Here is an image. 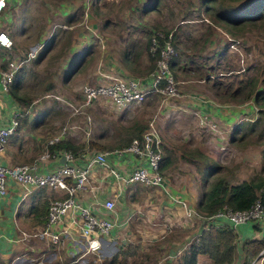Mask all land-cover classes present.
Masks as SVG:
<instances>
[{"label":"rangeland","instance_id":"obj_1","mask_svg":"<svg viewBox=\"0 0 264 264\" xmlns=\"http://www.w3.org/2000/svg\"><path fill=\"white\" fill-rule=\"evenodd\" d=\"M43 2L45 5L36 4L34 0H23L19 6L21 10L26 9L28 21L18 22L16 29L14 23L17 16L21 15V10L11 13L8 8L5 13L3 9L6 16L0 20V32L7 31L14 42L12 48L0 47V73L8 71L12 62L27 61L8 86L9 91L6 94L18 103L24 113L27 112V116L19 119V129L24 128L27 121L32 122L31 128H28L31 130L30 138L29 141L28 138L25 140V144L41 148L37 155L45 151L47 141L58 135L63 127L68 126L70 129L75 118L76 124L81 127L76 133L83 137L87 135L84 131L86 124L80 117L82 115H74L66 105H62L54 97L59 95L55 91L54 83L67 89L65 94L70 96L67 99L78 105L82 102V88L86 85H102L122 78L146 79L155 72L159 58L158 55L152 56L150 53L152 39L159 34L163 36H158L159 41H166V36L169 37L170 34L173 36L172 46L175 47L171 68L179 96H150L145 102L132 108L135 109L138 119L131 120L125 126L121 123V118L117 119L119 126L112 120V117L120 112L109 113L111 126L117 130L110 135L112 139H109V142L113 143L114 138L124 135L126 132L123 131L126 130L133 135L132 139L141 137L148 130L149 124L155 121L164 157L168 155L172 161L167 172L172 178L181 179L188 176L194 182L197 180V189H200L201 176L199 174L200 177L194 178L192 171L195 169L191 167L193 165L197 168L199 161H190L193 150L199 149L221 165L220 174L230 184L264 181V115L257 113L254 119L252 115L241 113L239 120L235 121V127L232 126L231 130L226 131L225 125L215 119L210 108L203 112L200 107H190L191 101L197 97L198 103L205 105L211 102L224 103L237 109L251 104L256 106L254 99L247 101L243 96L232 95L250 81H256V90L264 92V19L246 25L243 30H238V36H233L212 16L216 12H230L246 0H214L208 5H205L203 0H96L95 4L92 1L89 9L86 0ZM207 6L213 8L212 14L206 11ZM68 7L71 10L66 12L70 13L68 15H74L73 24L78 26L59 28V25L64 26L66 19L56 15ZM94 25L96 27L93 29ZM24 29L28 31L25 36L20 37L19 34L25 31ZM45 30L52 34L62 32L60 36L56 35L40 46L37 40ZM95 30L96 36L93 34ZM88 35H92L95 40L84 43L83 39ZM125 37H129L128 40ZM73 47L77 55L70 59V48ZM128 47L132 48L129 61H132L133 67L123 65L124 51ZM32 54L34 57H31ZM174 62L177 64L174 65ZM117 64L122 65L124 70L119 69V66L116 68ZM180 64L181 70L176 67ZM100 73L107 75L102 76ZM66 75L70 76V83H62ZM20 78L22 81L18 80ZM181 79L184 81L181 82ZM200 80L203 83H199ZM175 104L179 107H175ZM172 109H176V112H172ZM37 115L46 118L45 125H40V128H44L40 130H37L34 123ZM232 116L234 117V114ZM220 117L225 121V115ZM137 121L138 135H134L133 122ZM39 136L42 137L38 138ZM202 164L203 160L200 165ZM212 182L214 179L209 185ZM173 184L178 183L173 181ZM44 194L47 199L49 197L51 201L54 200L46 190ZM49 199L47 211L51 203ZM137 213H134V216ZM188 233V230L177 228L156 243L147 242L138 254L141 263L165 262L170 243H175L178 250ZM184 256L182 253L176 264H182ZM134 262L140 264L138 260ZM251 264H264V259H258Z\"/></svg>","mask_w":264,"mask_h":264},{"label":"crops","instance_id":"obj_2","mask_svg":"<svg viewBox=\"0 0 264 264\" xmlns=\"http://www.w3.org/2000/svg\"><path fill=\"white\" fill-rule=\"evenodd\" d=\"M6 1L7 7L4 10L5 13L8 8L11 9V13L21 10L19 5L23 0ZM34 1L36 4H44L43 0ZM70 10L71 8L68 7L63 11L60 10L59 13L57 11L58 14L56 16L58 18L61 16L66 19L65 24H63L64 26L59 25V28H74L78 26L73 24L75 23L74 15H68L70 13L67 12ZM21 11V15H16L17 21L14 23L15 29L17 28L18 22L23 23V20L26 21L28 18V16L26 17V9ZM60 12H62V15H60ZM4 14L0 16V20L6 16ZM93 20L94 24H96L95 17ZM92 27L94 29L96 25ZM27 31L20 32V37L25 36ZM60 32L62 31L56 32L54 35L45 30V32L40 33L37 43L42 46L56 35L60 36ZM93 34H95V36L97 35L96 30ZM99 35V37L102 38L101 34ZM92 38V35H88L84 37L83 41L84 43H89L95 40ZM125 38L128 40L129 37ZM74 42L77 43L76 40ZM177 46H179V43ZM70 49H72V52H70V59H72L77 55V51L74 50L75 47ZM131 51V47H128V49L124 51L123 65L128 67H133V65H131L132 61H129ZM84 55H86V53ZM77 64H79V62ZM176 64L177 63L174 62V65ZM118 66L119 69L124 70L122 65L117 64L116 68H118ZM176 67L181 70L182 66L180 64ZM180 72L181 71H179V73ZM100 75L103 76L107 74L100 73ZM21 78L18 80L22 81L23 78ZM70 80V76L66 75L62 83H70ZM183 81L184 80L181 79V82ZM185 82L183 84H185ZM199 83H203V81L200 80ZM54 85L55 91L59 94L54 97L62 105L68 107L67 103L71 102L67 99V97L70 98V96L65 94L68 92L67 89H64L57 83H54ZM8 91L5 92L0 86V117L3 121L8 119L12 113H15L19 109L22 111L18 103L6 94ZM207 96L210 97L209 95ZM198 100V97L194 98L193 101H191L190 107L195 109L200 107V111L203 112L210 108L211 114L216 120L220 121L223 126L225 125L224 129L226 131L231 130L232 126V128L235 127V121L239 120L240 117L238 118V116L241 115V113L247 114L248 116L252 115L255 119L259 111L257 106L253 104L237 109L224 103L214 104L211 102L205 105L203 103H198ZM205 101L209 103L208 99ZM169 106H171V104H169ZM176 106L177 108L179 107L178 104H175V107ZM132 108H135V106L121 110L117 109L109 101L100 100L95 102L93 106L87 109L86 114L80 116L81 119H84L86 124L84 126V131L87 132L86 137L76 133V130H79L81 127L76 124L77 119L75 118L64 141L69 142L74 147L78 146L79 149L74 150L79 153L78 164H84V156H88L90 153L97 150L102 151V148H106L104 149L106 152H111L115 148L127 147L129 140L132 138V134L129 133L128 130L123 131L126 132L124 135H119L114 138L115 140L113 143L109 142V139H112L110 135L117 132V130L111 126L112 121L108 119V114L113 112L118 114L120 112L118 115L113 116L112 120L119 126L120 122H118L117 119L121 118V123L125 126L131 120L138 119L134 111L135 109ZM172 112H176V109H172ZM25 113L26 115L23 117L27 116V112ZM233 114L234 117L232 116ZM221 115H225V121L220 117ZM76 117L78 118V116ZM45 120V116L39 117V115H37V124L34 122L37 130L44 128V126L40 128V125H45ZM138 121L133 122L135 123L134 130L137 127V123H139ZM231 122L233 123L231 124ZM31 123V121H27L24 128L19 129L15 135L9 138L7 148L0 154V161L2 163L9 167H14L30 163L37 159L39 156L37 152L41 150V148L37 149L35 145L32 146L29 143L25 144V140L28 138L29 141L30 138L31 130L28 128H31ZM161 136L164 141V135L162 134ZM41 137L42 136H39L38 138ZM39 140L40 139H36V141ZM108 159L113 166L125 173L132 172L135 165L147 164V162L138 159L131 153L121 157L110 155ZM61 162L60 160L52 159L42 163L40 171L44 173L49 172L63 163ZM171 163L172 161L170 160L169 164L165 166V163H163L162 166L163 175L165 177V187H148L140 184H132L129 186L120 185L117 184L112 177L106 176L102 169H96L94 171L88 185V190L81 195V200L85 205H90L93 204L97 198L102 201L114 199L116 202L115 211L113 214H108L107 216L109 218H116L119 222V225L112 231L111 235L101 239V249L98 254L86 253V239L80 235L79 229L75 226L69 228L68 234L63 236V242L59 245H53L47 239L35 237L34 235L43 231L47 224L48 212L42 213L41 211L48 203L47 200L49 199V197L47 199L45 196L44 191L46 190L47 194H50L53 199L63 196L65 191L54 190L48 187H25L15 180L9 179L7 182V194L0 196V264H135L134 261L136 260L142 264L138 254L143 250L147 242L151 244L156 243L159 239L165 238L170 232H174L175 229L181 228L182 230H188L190 232L187 234L188 236L183 241V244L179 246L181 248L176 250L177 248L175 247L177 246L175 243H170L166 251L167 257L165 258V262L161 261L159 263L176 264V261L180 260L182 253L185 255L189 253L191 245L195 243L194 241L205 226V223L203 224L196 215L191 218L187 217L184 207L178 200L185 201L188 206L199 214L197 204L201 195L210 188V182L205 187L199 182L200 189L198 190L197 180L194 182L188 176L182 177L181 179L178 177L172 178L171 175L167 174L169 167L172 165ZM187 163L189 164V162ZM191 167L195 169L192 171V174H194V178L197 179L199 172L195 166L191 165ZM173 181L178 184H173ZM50 199L49 202L51 201ZM136 212L138 213L134 216ZM138 215H140V217H138ZM169 228L172 230H169ZM233 230L236 234V250L234 261L231 264H251L253 261L258 260L260 253L257 257L247 260L245 250L248 241L264 238V230L260 231L252 224L241 225ZM208 258L209 257L206 255H198L197 264H214L213 261L209 258L210 261Z\"/></svg>","mask_w":264,"mask_h":264},{"label":"built area","instance_id":"obj_3","mask_svg":"<svg viewBox=\"0 0 264 264\" xmlns=\"http://www.w3.org/2000/svg\"><path fill=\"white\" fill-rule=\"evenodd\" d=\"M92 1L86 0L87 8ZM7 7V1L0 2V16ZM4 9V10H3ZM3 10V11H2ZM0 36L7 41L0 40V47L12 48L13 39L7 31H1ZM159 37H163L159 35ZM151 41L150 53L158 55L157 68L147 79H115L102 85H86L82 88V102L78 105L67 103L74 115H84L87 109L99 100L109 101L117 109H127L140 105L150 96L155 94L166 97H178L179 89L172 72V62L175 58V47L172 46V35L161 43L159 37ZM165 38V36H164ZM34 57V54L31 55ZM27 62V61H26ZM26 62H12L8 71L0 73V86L6 92L13 82L18 71ZM25 115L20 109L6 119L0 117V153L6 149L9 138L16 134L19 119ZM88 119V116H87ZM69 127L51 137L46 143L45 151L36 160L30 163L9 167L0 161V196L8 192V180L13 179L25 187L64 190L63 196L54 199L48 209L47 224L43 231L35 237L47 239L53 245L63 242V236L68 234L70 227H77L82 237L86 239V253L98 254L101 249V239L111 235L119 225L116 218H109L116 208L114 199L100 200L97 198L93 204L85 205L81 200L88 190L90 179L96 169H102L106 176L112 177L120 185H144L148 187H165V177L161 172V161L164 158L162 141L159 129L152 121L148 130L141 137H134L130 144L124 148H115L111 152H93L84 156V164H78L79 156L66 150L51 151V147L61 143ZM133 154L138 159L147 162L146 165H135L130 173H125L109 161V156H123ZM64 156L65 163L50 170L41 172V164L52 159L60 160ZM9 178V179H8ZM184 207L187 217L197 216L205 228L210 226L235 229L241 225L252 224L260 231L264 230V205L258 199L250 209L238 210L225 204L213 216L196 213L185 201L178 200ZM199 237V236H198ZM197 239L194 241L196 242ZM264 258V249L260 252L259 259Z\"/></svg>","mask_w":264,"mask_h":264},{"label":"trees","instance_id":"obj_4","mask_svg":"<svg viewBox=\"0 0 264 264\" xmlns=\"http://www.w3.org/2000/svg\"><path fill=\"white\" fill-rule=\"evenodd\" d=\"M203 2L205 5H208L212 4L214 0H203ZM212 10L213 8L211 6L206 7V11L209 14H212ZM212 16L220 25H223L230 34L238 36L237 33L240 32L238 30H243L246 25L264 19V0H246L244 4L240 7H234L230 12H216ZM162 42L163 40H161V43ZM256 85V81L254 83L250 81L246 86H242L233 92L232 95L243 96L247 101L254 99L253 102L259 109L258 113L264 115V92L257 91ZM20 100H22V98ZM20 126L21 125H19L17 130H19ZM134 135H138L137 127ZM131 137H133V135ZM131 140L132 138L129 140L128 145ZM75 149H79L78 146L74 147L67 141H63L51 147V151L66 150L78 155L79 153L75 152ZM104 149L106 148H102V150ZM199 158L203 160L202 165H200L201 160ZM170 160L171 158L169 156L163 158L161 161V172H163V163H165L166 166V164L170 163ZM190 161L194 163L199 161V163H197V170L201 176V184L203 187L207 186L208 183L214 179L210 188L204 192L199 199L197 210L200 214L213 216L225 204L238 210H247L250 209L258 199H261L264 205V181H244L237 185L230 184L227 179L220 174L221 165L199 149L193 150ZM46 205L41 209L42 213L48 212ZM263 249L264 238L248 241L245 250L247 260L257 257ZM235 250L236 234L233 229L216 226H210L209 228L204 227L199 234L198 240L191 245L189 253L182 259V264H197L198 255L208 256L214 264H231L235 258Z\"/></svg>","mask_w":264,"mask_h":264},{"label":"clouds","instance_id":"obj_5","mask_svg":"<svg viewBox=\"0 0 264 264\" xmlns=\"http://www.w3.org/2000/svg\"><path fill=\"white\" fill-rule=\"evenodd\" d=\"M68 131H69V129H68ZM67 134H68V132H67ZM65 137H66V135H65ZM65 137L63 138V140L61 141V142H63L64 141V139H65ZM132 141V140H131ZM60 144V143H59ZM46 146V145H45ZM104 152H106V151H104ZM76 155V154H75ZM76 156H78V155H76ZM64 156H62L61 157V159H60V161H62V158H63ZM62 163V162H61ZM63 164V163H62Z\"/></svg>","mask_w":264,"mask_h":264},{"label":"snow or ice","instance_id":"obj_6","mask_svg":"<svg viewBox=\"0 0 264 264\" xmlns=\"http://www.w3.org/2000/svg\"><path fill=\"white\" fill-rule=\"evenodd\" d=\"M0 2H2V0H0ZM0 40H4V38L2 36H0ZM5 43H7L6 40H4Z\"/></svg>","mask_w":264,"mask_h":264},{"label":"water","instance_id":"obj_7","mask_svg":"<svg viewBox=\"0 0 264 264\" xmlns=\"http://www.w3.org/2000/svg\"><path fill=\"white\" fill-rule=\"evenodd\" d=\"M62 162H63V164L65 163V158L64 157L62 158Z\"/></svg>","mask_w":264,"mask_h":264},{"label":"flooded vegetation","instance_id":"obj_8","mask_svg":"<svg viewBox=\"0 0 264 264\" xmlns=\"http://www.w3.org/2000/svg\"><path fill=\"white\" fill-rule=\"evenodd\" d=\"M33 162V161H32Z\"/></svg>","mask_w":264,"mask_h":264}]
</instances>
